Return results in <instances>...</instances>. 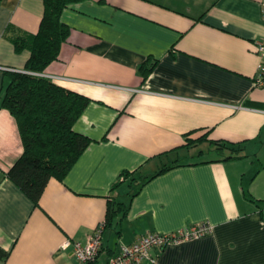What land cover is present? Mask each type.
<instances>
[{
    "label": "crops",
    "instance_id": "1",
    "mask_svg": "<svg viewBox=\"0 0 264 264\" xmlns=\"http://www.w3.org/2000/svg\"><path fill=\"white\" fill-rule=\"evenodd\" d=\"M261 3L69 5L62 13L68 39L42 75L90 99L74 130L93 141L62 181H48L35 206L6 176L23 146L14 117L0 107V247L9 254L0 264H76L72 243L85 242L113 200L127 213L103 230L94 264H107L147 232L201 222L211 224L210 233L155 249L156 264H264V86L254 85L256 45L264 42ZM43 14V0L1 1L0 92L6 72L23 70L30 56L16 52L10 38L36 33ZM148 58L155 63L144 79L138 67ZM187 134L207 141L180 147ZM209 140L241 143L243 150L217 160ZM189 157L198 163L150 178L163 164ZM123 170L134 171L135 182L113 189Z\"/></svg>",
    "mask_w": 264,
    "mask_h": 264
},
{
    "label": "trees",
    "instance_id": "2",
    "mask_svg": "<svg viewBox=\"0 0 264 264\" xmlns=\"http://www.w3.org/2000/svg\"><path fill=\"white\" fill-rule=\"evenodd\" d=\"M0 0V4H1ZM83 0H43L44 14L36 33L19 32L10 39L16 52L28 50L30 56L20 71L6 72L7 83L0 92V107L7 109L14 117L23 151L6 171V176L34 203L39 199L51 178L63 180L71 167L92 143L88 136L74 130V123L80 117L90 99L76 91L57 85L42 75L44 69L59 56L62 44L66 42L70 27L62 20L63 11L71 4ZM8 27V31H9ZM154 61L148 58L138 71L145 79L151 72ZM186 143L180 147H190L207 141L205 134L197 138L185 136ZM221 158H239L243 150L241 143L209 140ZM201 151L198 152L200 156ZM176 158L163 164L150 178L175 167L196 164ZM201 162V161H200ZM134 171L123 170L113 189L126 181L135 182ZM140 179L139 184L144 185ZM137 189L132 196H134ZM127 206L116 200L107 206L104 229L113 224L118 213L122 218ZM8 252L0 247V258L5 261ZM91 264H94L91 263Z\"/></svg>",
    "mask_w": 264,
    "mask_h": 264
},
{
    "label": "built area",
    "instance_id": "3",
    "mask_svg": "<svg viewBox=\"0 0 264 264\" xmlns=\"http://www.w3.org/2000/svg\"><path fill=\"white\" fill-rule=\"evenodd\" d=\"M262 11L264 15V0H262ZM256 52L259 54L260 62L258 72L254 77L256 87L264 86V42H258ZM104 222L88 236L85 242H73V253L76 257V264H91L96 261L102 249V233ZM212 226L209 222H201L193 226L181 228L177 231L168 233L147 232L136 241L128 245L120 246L119 251L111 256L107 264H142L149 262L157 263V256L153 254L155 249H162L166 245L180 240L198 238L210 233ZM69 242L64 243L62 247H67Z\"/></svg>",
    "mask_w": 264,
    "mask_h": 264
},
{
    "label": "rangeland",
    "instance_id": "4",
    "mask_svg": "<svg viewBox=\"0 0 264 264\" xmlns=\"http://www.w3.org/2000/svg\"><path fill=\"white\" fill-rule=\"evenodd\" d=\"M207 157L210 156V155H206Z\"/></svg>",
    "mask_w": 264,
    "mask_h": 264
}]
</instances>
